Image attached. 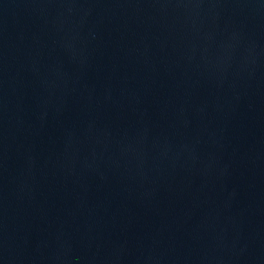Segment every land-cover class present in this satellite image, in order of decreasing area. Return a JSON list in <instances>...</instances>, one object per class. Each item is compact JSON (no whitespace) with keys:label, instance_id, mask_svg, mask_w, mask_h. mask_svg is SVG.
<instances>
[{"label":"water","instance_id":"obj_1","mask_svg":"<svg viewBox=\"0 0 264 264\" xmlns=\"http://www.w3.org/2000/svg\"><path fill=\"white\" fill-rule=\"evenodd\" d=\"M0 264H264V0H0Z\"/></svg>","mask_w":264,"mask_h":264}]
</instances>
